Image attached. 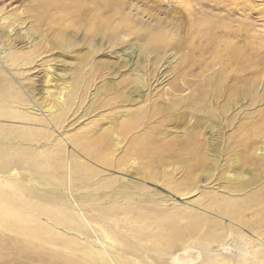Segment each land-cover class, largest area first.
Returning a JSON list of instances; mask_svg holds the SVG:
<instances>
[{"label": "rangeland", "instance_id": "obj_1", "mask_svg": "<svg viewBox=\"0 0 264 264\" xmlns=\"http://www.w3.org/2000/svg\"><path fill=\"white\" fill-rule=\"evenodd\" d=\"M4 17L0 185L62 213L75 253L51 251L264 264V0H0ZM169 217L197 227L171 237Z\"/></svg>", "mask_w": 264, "mask_h": 264}, {"label": "bare ground", "instance_id": "obj_2", "mask_svg": "<svg viewBox=\"0 0 264 264\" xmlns=\"http://www.w3.org/2000/svg\"><path fill=\"white\" fill-rule=\"evenodd\" d=\"M9 20V17H4L0 23H7ZM8 184L10 187L8 190L0 185V264H22L21 259H26L27 264H32L39 258L48 264H78L76 260L63 259L59 252L49 249L54 246L61 247L63 244L69 250V254L75 253L72 244L60 242L58 236L53 233L59 226L49 222H63L62 213L58 214L53 210L42 209L43 207L41 208L33 201V191L24 188L20 183L9 182ZM220 208L222 209V207ZM48 222L51 228L45 225ZM159 226L162 230H167V234L174 238L181 236L180 233L183 229L194 230L197 227L193 222L186 227L177 229L172 217H169L164 225L160 222ZM4 232L12 233L16 239L11 240L10 244L5 243L6 236L2 235ZM62 260L66 262L63 263Z\"/></svg>", "mask_w": 264, "mask_h": 264}]
</instances>
